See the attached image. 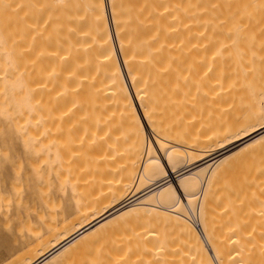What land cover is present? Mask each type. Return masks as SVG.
<instances>
[{
  "label": "bare ground",
  "instance_id": "6f19581e",
  "mask_svg": "<svg viewBox=\"0 0 264 264\" xmlns=\"http://www.w3.org/2000/svg\"><path fill=\"white\" fill-rule=\"evenodd\" d=\"M262 122L264 0H0L11 264H264Z\"/></svg>",
  "mask_w": 264,
  "mask_h": 264
},
{
  "label": "rangeland",
  "instance_id": "374dc122",
  "mask_svg": "<svg viewBox=\"0 0 264 264\" xmlns=\"http://www.w3.org/2000/svg\"><path fill=\"white\" fill-rule=\"evenodd\" d=\"M149 134H150L149 137L151 138V133H149ZM166 146L171 147V145H166ZM3 167H4V173L9 174L11 171V168H12V164L10 162H8V163L5 162ZM0 227H2L4 235L10 239V243L6 245V247L3 249V251H0V260L4 261V264H11V262L16 261L15 259H17L21 256L24 257L23 254L24 253L27 254L28 250L27 249L21 250V249L14 247V243L16 240V234L14 233V228H11V226L6 228L2 222H0ZM106 239H108V241H107L108 243H106ZM109 239H110V237H105V239L101 238L100 240H102V241L101 242H100V240L98 241L100 243H97V245H95L92 249H90L87 253H85L88 255H87V257L84 255V257H83L85 259L84 262L80 263V262L75 261V262H73V264H91L90 262L88 263V260H90V259L93 260L92 264H98V262L100 264H107L108 259L112 260V257L109 256V254L112 253V251H109L110 250L109 248L112 247V246H110L111 240L109 242ZM108 245H109V248H108ZM111 262H113V260ZM59 264H62V263H59ZM63 264H65V263H63ZM116 264H118V261Z\"/></svg>",
  "mask_w": 264,
  "mask_h": 264
},
{
  "label": "snow or ice",
  "instance_id": "6c2138e0",
  "mask_svg": "<svg viewBox=\"0 0 264 264\" xmlns=\"http://www.w3.org/2000/svg\"><path fill=\"white\" fill-rule=\"evenodd\" d=\"M252 127H256V125H253ZM257 136L264 137V122L260 124V130L256 133ZM253 141H255L256 137H250ZM261 146L264 147V139L260 141ZM10 243V239L4 235L2 227H0V251H3V249L6 247L7 244ZM0 264H4V261L0 260Z\"/></svg>",
  "mask_w": 264,
  "mask_h": 264
}]
</instances>
